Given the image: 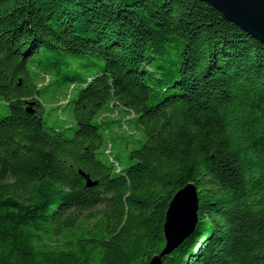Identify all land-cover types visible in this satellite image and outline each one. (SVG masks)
<instances>
[{
  "label": "trees",
  "instance_id": "obj_1",
  "mask_svg": "<svg viewBox=\"0 0 264 264\" xmlns=\"http://www.w3.org/2000/svg\"><path fill=\"white\" fill-rule=\"evenodd\" d=\"M0 100V264H149L188 184L163 264H264V41L216 7L0 0Z\"/></svg>",
  "mask_w": 264,
  "mask_h": 264
},
{
  "label": "water",
  "instance_id": "obj_2",
  "mask_svg": "<svg viewBox=\"0 0 264 264\" xmlns=\"http://www.w3.org/2000/svg\"><path fill=\"white\" fill-rule=\"evenodd\" d=\"M216 7L230 22L264 41V0H201ZM199 197L194 184L179 190L169 204L163 226L165 247L149 264H163L198 223Z\"/></svg>",
  "mask_w": 264,
  "mask_h": 264
},
{
  "label": "rangeland",
  "instance_id": "obj_3",
  "mask_svg": "<svg viewBox=\"0 0 264 264\" xmlns=\"http://www.w3.org/2000/svg\"><path fill=\"white\" fill-rule=\"evenodd\" d=\"M6 113H7V110H6V107H5V102H4V100H0V119L1 118H3L5 115H6ZM68 120V119H67ZM66 120V121H67ZM66 123H69L68 121L66 122ZM48 124L50 125V126H56V125H59L60 123H58V122H56V116H55V114H53L52 116H51V119H50V121L48 122ZM120 138L119 137H115V139H114V146H115V150H116V152H119V148H118V145H120L121 143H120ZM108 153V152H107ZM111 153V152H110ZM125 155H127V154H125ZM125 157V156H124ZM123 157V159H122V161H124L126 158H124ZM99 158L101 159V160H104L105 158L102 156V155H99Z\"/></svg>",
  "mask_w": 264,
  "mask_h": 264
}]
</instances>
